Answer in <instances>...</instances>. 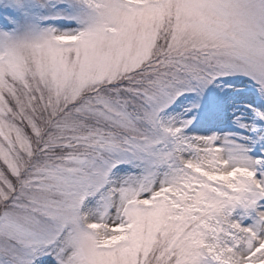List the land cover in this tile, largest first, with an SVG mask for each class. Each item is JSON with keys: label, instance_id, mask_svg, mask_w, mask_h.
Here are the masks:
<instances>
[{"label": "snow or ice", "instance_id": "1", "mask_svg": "<svg viewBox=\"0 0 264 264\" xmlns=\"http://www.w3.org/2000/svg\"><path fill=\"white\" fill-rule=\"evenodd\" d=\"M0 264H264V0H0Z\"/></svg>", "mask_w": 264, "mask_h": 264}, {"label": "rangeland", "instance_id": "2", "mask_svg": "<svg viewBox=\"0 0 264 264\" xmlns=\"http://www.w3.org/2000/svg\"><path fill=\"white\" fill-rule=\"evenodd\" d=\"M229 94L231 95V93ZM234 99H235L234 107L236 110L235 112H232L231 110L227 112V119L225 120V125L228 127H231L236 132L242 133L243 132L242 129H239L238 127H235L234 125H231V118L233 115L242 116V113L244 112V105L246 103L252 102V98L245 93H238V94H235ZM243 118L244 117L242 116V119ZM198 134H202V133H198Z\"/></svg>", "mask_w": 264, "mask_h": 264}]
</instances>
